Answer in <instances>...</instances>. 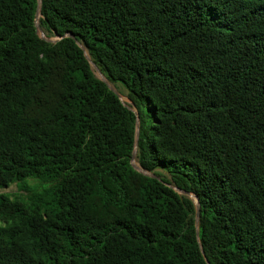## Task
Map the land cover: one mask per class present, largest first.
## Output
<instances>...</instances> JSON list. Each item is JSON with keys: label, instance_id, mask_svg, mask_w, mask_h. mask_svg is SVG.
<instances>
[{"label": "trees", "instance_id": "1", "mask_svg": "<svg viewBox=\"0 0 264 264\" xmlns=\"http://www.w3.org/2000/svg\"><path fill=\"white\" fill-rule=\"evenodd\" d=\"M36 6L0 0V264H264V0H42L55 42Z\"/></svg>", "mask_w": 264, "mask_h": 264}, {"label": "water", "instance_id": "2", "mask_svg": "<svg viewBox=\"0 0 264 264\" xmlns=\"http://www.w3.org/2000/svg\"><path fill=\"white\" fill-rule=\"evenodd\" d=\"M41 4H42V0H37V6H36V12H35V18H34V26H35V29H36L38 35L40 36V38H43L44 40H47V41H50V42H55L58 39H60L61 37H65V36L73 37V35L71 33H69V32L65 33L61 37L60 36H56L54 38L47 37L44 34L42 28L40 27V23H39V19L41 17ZM77 43L83 49L84 55H85L86 59L88 60V62L90 64V67H91L93 73L95 74V76L98 79H100L101 81H103L104 83H106L108 88L111 89L112 91H114L118 95V97H119L120 101L122 102V104L124 106H126L128 109L132 110L134 112V114L136 115V120H135V140H134V147H133L131 158H130V163H131L132 167L134 169H136L138 172H140V173H142L144 175H147V176H150V177H154V178H158L154 173L142 168L140 166V164L138 163V161L136 160V152H137V145H138V138H139V118H138V113H137L136 109H133L130 105H128V104L123 102V100L119 96V94L116 91V89L109 83V81L104 76V74L100 71V69L96 65V63H94L93 60L90 58V55L88 54V52L85 49V47L81 43H79V42H77ZM130 102H131V105L134 107L132 101H130ZM168 185L171 186L178 193L185 194V195H187L188 197H190L193 200V202L195 204L196 233L198 234V220H199V213H200V204H199V200H198L197 195H195L193 193H190V192H187V191H185L183 189L177 188V187H175V186H173L171 184H168ZM201 251L204 254L202 249H201ZM206 261H207V259H206ZM207 264H209L208 261H207Z\"/></svg>", "mask_w": 264, "mask_h": 264}, {"label": "rangeland", "instance_id": "3", "mask_svg": "<svg viewBox=\"0 0 264 264\" xmlns=\"http://www.w3.org/2000/svg\"><path fill=\"white\" fill-rule=\"evenodd\" d=\"M44 32V31H43ZM50 38H54V37H50ZM115 89L116 91L118 92L119 96L121 97V99L123 100L124 103L130 105L133 109H135V107H133L131 105V102L129 100V98L127 97L126 95V91H125V88L119 84V83H116V85L110 83ZM124 89V90H123ZM9 193V194H18V193H23L22 191H19L18 188H17V185L15 183L9 185L8 187L6 188H0V193Z\"/></svg>", "mask_w": 264, "mask_h": 264}, {"label": "bare ground", "instance_id": "4", "mask_svg": "<svg viewBox=\"0 0 264 264\" xmlns=\"http://www.w3.org/2000/svg\"><path fill=\"white\" fill-rule=\"evenodd\" d=\"M45 34V33H44Z\"/></svg>", "mask_w": 264, "mask_h": 264}]
</instances>
